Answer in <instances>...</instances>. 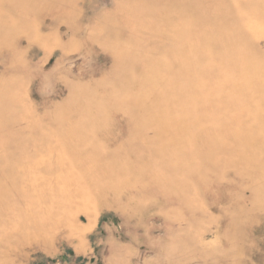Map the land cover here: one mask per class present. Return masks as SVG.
Listing matches in <instances>:
<instances>
[{
	"label": "rangeland",
	"instance_id": "obj_1",
	"mask_svg": "<svg viewBox=\"0 0 264 264\" xmlns=\"http://www.w3.org/2000/svg\"><path fill=\"white\" fill-rule=\"evenodd\" d=\"M0 264H264V0H0Z\"/></svg>",
	"mask_w": 264,
	"mask_h": 264
}]
</instances>
